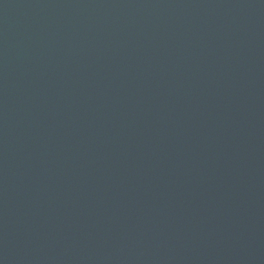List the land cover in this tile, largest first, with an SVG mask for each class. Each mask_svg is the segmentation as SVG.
I'll return each mask as SVG.
<instances>
[{"label": "water", "instance_id": "obj_1", "mask_svg": "<svg viewBox=\"0 0 264 264\" xmlns=\"http://www.w3.org/2000/svg\"><path fill=\"white\" fill-rule=\"evenodd\" d=\"M0 264H264V0H0Z\"/></svg>", "mask_w": 264, "mask_h": 264}]
</instances>
